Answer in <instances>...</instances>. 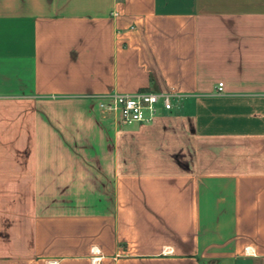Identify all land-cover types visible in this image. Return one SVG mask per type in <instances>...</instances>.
Listing matches in <instances>:
<instances>
[{
    "label": "crops",
    "instance_id": "obj_1",
    "mask_svg": "<svg viewBox=\"0 0 264 264\" xmlns=\"http://www.w3.org/2000/svg\"><path fill=\"white\" fill-rule=\"evenodd\" d=\"M0 264H264V0H0Z\"/></svg>",
    "mask_w": 264,
    "mask_h": 264
},
{
    "label": "built area",
    "instance_id": "obj_2",
    "mask_svg": "<svg viewBox=\"0 0 264 264\" xmlns=\"http://www.w3.org/2000/svg\"><path fill=\"white\" fill-rule=\"evenodd\" d=\"M220 82L217 90L222 91ZM182 95L173 89L166 91L138 90L133 93L109 92L102 96L100 107L105 111H119L125 124L148 123L159 113V110L170 111L175 100Z\"/></svg>",
    "mask_w": 264,
    "mask_h": 264
}]
</instances>
